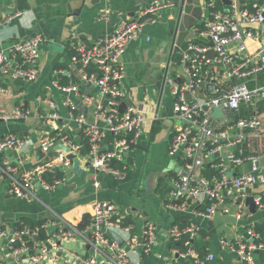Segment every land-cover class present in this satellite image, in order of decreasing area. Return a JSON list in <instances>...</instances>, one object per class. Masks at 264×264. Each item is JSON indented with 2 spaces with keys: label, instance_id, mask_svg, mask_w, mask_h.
<instances>
[{
  "label": "crops",
  "instance_id": "obj_1",
  "mask_svg": "<svg viewBox=\"0 0 264 264\" xmlns=\"http://www.w3.org/2000/svg\"><path fill=\"white\" fill-rule=\"evenodd\" d=\"M149 1L0 0V50L13 63L18 62L13 48L14 41L31 35H40L42 38L35 80L26 82L0 76V109L13 110L20 107L29 111L28 117L21 120H0V138L8 132L23 137L20 148L12 150L14 159H25L20 166L15 161L11 162L17 166L15 174L44 161L49 153L41 150L43 155H36L39 149L38 138L52 130L41 117V114L51 110L48 100L57 104L59 122H66L67 130L73 133L75 141L81 140L85 135L79 136L81 129L69 107L64 104L67 96L75 103L77 113L82 115L79 109L86 106V116L82 115L86 124L99 123L100 127L106 128L105 121L95 115L96 105H105L106 99L97 93L93 83L83 81L80 77L74 59V46L79 41H94L112 31L122 20L138 18L141 9ZM174 11H162L155 21L146 24L143 32L128 42L120 58L123 77L117 81V85L126 93L125 100L121 102L132 106L146 119L127 155H122L121 161L126 162L127 166L125 174L115 177L98 173L95 180L88 157L79 154L77 161L70 160L61 170L63 180L60 185L44 189L37 181L34 182L32 191L35 198L32 200L13 196L9 192L8 177L0 175L1 229L10 233L15 223L23 217L46 219L47 227L56 223L58 228V220L76 226L83 222V214L90 215L93 201L110 200L123 216V224L127 221L124 225L130 226L127 234L117 232L122 239L129 236L141 237L145 220L154 222L156 226L151 252L142 254L138 249H133L129 264H186L189 258L178 256L169 239L171 226L185 223L199 227V232L192 239L197 254L199 255V251L205 253L202 258L208 254L214 256L213 260H205L204 264H264V205L255 206L252 211L245 202L247 196L254 198L263 192L264 184L232 191L225 203L216 207L211 218L196 215L190 207L175 210L166 206L170 177L178 175L187 166L184 161L186 158L181 152H169L170 141L179 125L173 110V88L184 77L183 68L178 64V51L172 49L173 39L178 37L180 28L177 27L172 34ZM147 36L150 40L146 39ZM184 43L185 41L181 46ZM249 46L252 47L253 44L249 43ZM54 78H58L61 85L75 84L78 91H61L53 86ZM259 83L264 85V72L259 75ZM251 107L249 104V109ZM257 113L264 123V100L258 102ZM155 115L157 118L153 119ZM262 149L264 136L259 141L247 140V153ZM5 160H8L7 155L0 150V163ZM256 167L257 172L264 175V156L259 158ZM225 170L228 176L233 177L241 171L252 170V164L246 161L234 165L225 161ZM160 182L162 188L159 190L157 188ZM239 198L241 201H238ZM259 226L261 229L257 230ZM77 229L79 233L74 237L53 240L56 229L50 235L55 248L41 264H82L83 258L92 255L94 251L87 240L89 223L84 229ZM249 230L253 235L248 233ZM237 242L254 245L251 262L241 260L237 253L228 249L229 244ZM24 259L23 254L11 250L7 236L0 238V261L21 264Z\"/></svg>",
  "mask_w": 264,
  "mask_h": 264
},
{
  "label": "built area",
  "instance_id": "obj_2",
  "mask_svg": "<svg viewBox=\"0 0 264 264\" xmlns=\"http://www.w3.org/2000/svg\"><path fill=\"white\" fill-rule=\"evenodd\" d=\"M200 1L202 16L189 27L192 37H188L184 45L177 49L178 64L183 68L184 77L173 88V110L179 125L175 128L169 146L170 154L181 152L189 162L183 169L185 174L170 177L166 206L175 210L190 207L196 215L211 218L216 207L225 203L232 191L264 184V175L257 172L256 167L259 158L264 156V149L254 153L246 152L248 139L259 141L264 136V123L257 113L258 102L264 100V85L259 83V75L264 72V0H230L227 5L222 0ZM174 9V3L170 0H150L141 9L138 18L122 20L112 31L94 41H79L74 46V59L80 77L83 81L93 83L97 93L108 99V104L99 103L95 108V115L105 121L106 128L100 127L99 123L86 124L80 113L73 112L76 106L71 98L67 96L64 99L75 122L88 138L89 151L86 156L95 180L98 173L115 177L125 174V164L116 168L110 165L109 160L115 158L121 161L123 153L130 149L146 120L142 113L130 105H126L123 112L111 107L126 98L124 89L117 85V81L123 77L120 58L128 42L138 37L146 24L155 21L160 12ZM199 37L208 41H200ZM146 39L150 40V37ZM41 43L40 35L14 41L17 63H13L0 50V76L26 82L35 80ZM249 43L253 46L250 47ZM52 84L65 93L78 91L75 84L61 85L58 78H54ZM48 103L51 110L41 114V117L52 130L38 138L39 148L50 152L56 144L61 143L79 155L81 146L69 136L66 122H59L57 104L51 100ZM249 104L252 105L251 109ZM216 106L222 107L223 116L212 117ZM28 114L27 109L20 107L13 110L0 109V120H21L28 117ZM152 118L156 119L157 115ZM130 133L132 137L128 138ZM111 134L120 137L110 141L108 137ZM22 143L23 140L16 134L8 132L0 138V150H18ZM55 151V159L35 163L18 174L14 173L17 167L15 164L9 160L3 161L0 164V175L8 177L9 192L16 198L32 200L35 198L32 191L34 182H39L44 189L60 185L62 180L56 179L49 184L42 177L47 170L61 171L69 164L65 151ZM24 160L18 157L15 162L20 166ZM225 161L234 165L249 161L252 170L241 171L230 177L225 170ZM205 164L217 173L210 177L205 175L202 172ZM254 202L257 207L264 205V191L254 196ZM90 216L87 240L94 253L83 258L82 264H129L133 249H138L142 254L151 252L156 230L154 222L145 220L141 237L129 236L122 239L123 244L119 245L112 233L123 231L127 234L130 226L122 224L123 216L117 206L110 200H95L91 204ZM58 224L53 240L74 237L79 233L73 223L58 220ZM36 229L24 225L21 230L12 231L10 248L16 238L33 235ZM198 231L197 225L189 223L184 226L176 224L169 229L171 241L186 237V250L175 248L174 251L182 258H192L191 264H204L205 260L214 258L212 254L205 258L197 254L192 239ZM248 233L253 235L251 230ZM8 234L6 230H0V238ZM53 240L49 237L39 242L31 254L26 246L14 249L13 252L25 256L21 264H41L55 248ZM227 247L237 253L241 260L252 261L253 244L237 242ZM0 264L10 263L0 261Z\"/></svg>",
  "mask_w": 264,
  "mask_h": 264
},
{
  "label": "water",
  "instance_id": "obj_3",
  "mask_svg": "<svg viewBox=\"0 0 264 264\" xmlns=\"http://www.w3.org/2000/svg\"><path fill=\"white\" fill-rule=\"evenodd\" d=\"M174 3L175 6V11H174V28L171 29V32L173 34V32L177 29V27L179 28V32H178V37L173 39V43H172V49H178L179 47H181V44L186 41V39L188 37H192V34H189V27L196 23L197 20H199L202 16V8H201V4L202 2L200 0H170ZM206 2H208L209 0H205ZM224 4H229L230 0H222ZM200 41L203 42H207L208 40L206 38H202L199 37L198 38ZM164 82V81H163ZM104 104H108V99L106 98V102H104ZM112 109L117 110L118 112H123V110L126 107V103L125 102H120L118 105L115 106H111ZM79 111L82 113V115L85 117L86 116V106H82ZM212 117H220L223 116V111H222V107L221 106H216L213 108L212 111ZM83 131H79V136L82 137ZM54 150H63L67 153V159L68 160H76L77 161V155L76 153L70 151L69 147L58 143L54 146L53 148ZM6 155L7 158L10 162L12 161H16V159H14L13 153L11 149H5L3 151ZM36 155L37 156H42L43 152L41 151V149L39 148L36 151ZM124 156L127 155V152L123 153ZM223 156L226 155L225 152L222 153ZM184 161H186L187 163L189 162V159H185ZM180 175L185 174V170H181ZM38 185L39 182H38ZM238 201H241V198L238 199ZM245 202L249 205L250 209L253 211V209L255 208V202H254V198L253 196H247L245 198ZM51 217H53L51 214L49 215ZM90 215L88 213H85L82 215L81 217V221L78 225H76V227H78L80 230L84 229L87 224L89 223L90 220ZM54 219V218H53ZM57 229V225L56 224H51L50 226L47 227V232L49 235H51L53 232H55ZM12 232V231H11ZM11 232L7 235V239L9 240L11 237ZM113 237L115 238V240L118 242L119 245H122L123 240L122 238L119 236V234L117 233H112Z\"/></svg>",
  "mask_w": 264,
  "mask_h": 264
},
{
  "label": "trees",
  "instance_id": "obj_4",
  "mask_svg": "<svg viewBox=\"0 0 264 264\" xmlns=\"http://www.w3.org/2000/svg\"><path fill=\"white\" fill-rule=\"evenodd\" d=\"M62 84H65L64 81H61ZM74 113H77L78 110L77 108H75L73 110ZM73 133H70L69 136L73 137L72 135ZM18 136V135H17ZM20 139H22V136H18ZM120 136L117 135H110L108 137V140H113L114 138H119ZM128 138L132 137V133L128 134L127 136ZM80 146V154L81 155H86L89 151V143H88V138L86 136H84L81 140L77 141ZM56 151L55 150H51L48 154L46 159L44 160V162L49 161L51 159H55V155H56ZM109 163L111 166L116 167V168H120L122 165H126V162L124 161H120L118 159L112 158L109 160ZM1 164V163H0ZM205 175L208 176H212L215 175L217 173L216 170L209 168V166L207 164H205V169L202 171ZM42 177L49 183L52 184L56 179L59 180H63V172L60 170H47L42 174ZM162 188V182L159 183L158 188L157 189H161ZM168 191V189L166 190V192ZM206 205L208 204V202L205 203ZM47 223L46 219H39V220H34L28 217H23L21 218L17 223H15V225L13 226V231L15 230H21L23 228L24 225H27L29 228L34 229L35 227H37L35 233L33 235H24L20 238H16L12 244V248L11 250L13 251L14 249L20 248L22 246H26L28 248V253H34L35 249L38 247V243L41 241H45L47 238L50 237V235H48L47 232V226H43ZM123 224V222H122ZM124 224H127V221H124ZM186 224V223H185ZM185 224H177L179 226H184ZM257 230L261 229V226L256 228ZM1 230V228H0ZM199 232V231H198ZM185 241H186V237L182 236L177 240H173L172 241V246L173 247H177L179 250L184 251L186 250V245H185ZM193 244V243H192ZM205 253L200 252L199 251V256L202 257L204 256ZM192 260V258H189L190 262ZM188 262L186 264H188ZM192 262V261H191Z\"/></svg>",
  "mask_w": 264,
  "mask_h": 264
},
{
  "label": "rangeland",
  "instance_id": "obj_5",
  "mask_svg": "<svg viewBox=\"0 0 264 264\" xmlns=\"http://www.w3.org/2000/svg\"><path fill=\"white\" fill-rule=\"evenodd\" d=\"M204 11H205L206 14L208 13V11L206 9Z\"/></svg>",
  "mask_w": 264,
  "mask_h": 264
}]
</instances>
